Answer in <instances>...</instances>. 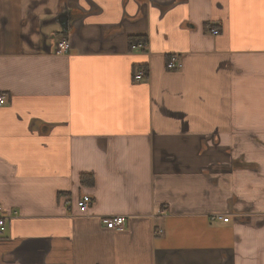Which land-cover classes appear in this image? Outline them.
Returning <instances> with one entry per match:
<instances>
[{"label":"crops","instance_id":"obj_1","mask_svg":"<svg viewBox=\"0 0 264 264\" xmlns=\"http://www.w3.org/2000/svg\"><path fill=\"white\" fill-rule=\"evenodd\" d=\"M0 97V264H264V0H0Z\"/></svg>","mask_w":264,"mask_h":264},{"label":"built area","instance_id":"obj_2","mask_svg":"<svg viewBox=\"0 0 264 264\" xmlns=\"http://www.w3.org/2000/svg\"><path fill=\"white\" fill-rule=\"evenodd\" d=\"M212 34H217L218 31L215 29L211 30ZM148 46V42L146 40H141L136 44L132 45V48L135 49H145ZM71 51V44L65 39H61L58 42L57 48L55 50V53L57 55H64L68 54ZM176 65L174 63L169 64V67L174 68ZM147 73L145 70L139 71L135 75L136 80H140L143 77H147ZM5 103V99L0 97V105ZM92 204V198L89 195H84L79 201H78V207L82 212H86ZM9 217V215L3 211V209L0 207V231H4L6 220ZM221 218V217H217ZM225 222L228 221V218L223 219ZM126 222V217L123 215H117V216H111V217H105L103 219V223L105 226L109 229H123Z\"/></svg>","mask_w":264,"mask_h":264},{"label":"trees","instance_id":"obj_3","mask_svg":"<svg viewBox=\"0 0 264 264\" xmlns=\"http://www.w3.org/2000/svg\"><path fill=\"white\" fill-rule=\"evenodd\" d=\"M141 40H144L143 38H131L129 41L130 43V46H132L133 44H136L138 43L139 41ZM81 182L82 184H93V177L91 175H87V174H84L82 175L81 177Z\"/></svg>","mask_w":264,"mask_h":264}]
</instances>
